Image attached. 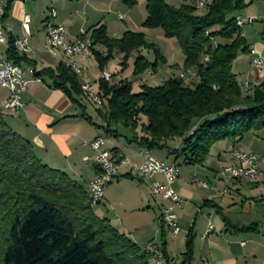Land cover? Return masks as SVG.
Listing matches in <instances>:
<instances>
[{
    "label": "trees",
    "instance_id": "trees-1",
    "mask_svg": "<svg viewBox=\"0 0 264 264\" xmlns=\"http://www.w3.org/2000/svg\"><path fill=\"white\" fill-rule=\"evenodd\" d=\"M12 1H8L4 21ZM196 1L182 0V5L175 7L167 0H146L143 27L161 29L166 39L176 40L184 56L183 71L193 70L197 80L187 83L175 76L157 87L142 84L138 93L130 81L112 84V80H99L97 93L102 105L93 107L103 122L100 128L106 133H135L141 129L139 144L149 152L167 149L169 141L180 140L182 149L171 155H177V160L182 159L185 165L204 166L217 143H239L247 134L264 130V81L248 93L232 70L234 61L248 52V46L237 18L230 15L248 5L243 0H210L208 9H199ZM124 3L134 4L135 0ZM87 33L100 72L104 73L116 53L123 55L122 72L137 54L132 73L136 78L148 72L157 75L160 66L167 64L158 46L148 43L143 33L127 31L120 38H112L105 25ZM14 42L13 38L8 40L7 59L35 69L34 60L17 53ZM143 51H152L155 62L146 59ZM35 77L49 78L55 89L75 103L84 97L78 75L65 64L55 70L35 72ZM7 118L0 107V264L154 261L146 248L139 247L108 219L96 214L87 185L43 164L35 155L33 144L14 132ZM224 222L228 228H236L226 217ZM165 233L164 264L169 262ZM194 239L190 230L181 264L193 261Z\"/></svg>",
    "mask_w": 264,
    "mask_h": 264
},
{
    "label": "crops",
    "instance_id": "crops-1",
    "mask_svg": "<svg viewBox=\"0 0 264 264\" xmlns=\"http://www.w3.org/2000/svg\"><path fill=\"white\" fill-rule=\"evenodd\" d=\"M125 1L81 0L72 3L68 0H14L4 21L6 36L8 40L23 38V18L26 14L30 15L29 41L36 53L32 58L36 63L34 70L36 73L44 69L55 70L64 61L52 57L44 50L45 22L52 8L57 11L54 22L66 28L69 41L76 40L81 32H89L92 28L101 25H105L107 30L111 26L114 33L110 37L120 38L130 30L127 29L129 27L119 31L120 29L115 28L104 14L119 4L122 7L134 6L131 3L125 4ZM145 1L138 0L139 3ZM243 1L248 6L230 17L254 18V23L241 27V35L247 43L248 52L238 56L232 65V70L241 87L249 82L254 88L264 81V76L254 73L251 67L253 59L259 54H264V0ZM120 16L125 17V15H118L119 20L125 21L120 19ZM159 36L162 37V34ZM175 41L164 38V42L169 43L176 52L178 48ZM7 49L8 44L0 45L2 54L5 55ZM96 49L106 52L102 47ZM142 53L144 54V51ZM136 56L137 54H134L128 63L127 71L131 70V73ZM119 58L122 61L123 55ZM165 59L167 64L163 65L162 70L174 73L172 77L178 76L183 71L184 59L180 65H172L166 57ZM73 61L83 71V75L79 78L80 84L83 79H90L94 83L99 81L103 72L99 71L98 65L97 72H94L85 62L83 64L78 61L79 64ZM113 61L104 72L117 75L116 78L120 81L128 79L127 71L122 72V62L117 66L112 64ZM23 68L27 69L29 66L24 65ZM25 78L28 81V89L23 95L25 109L8 117L6 121L14 132L33 144L34 153L43 164L68 174L79 184L87 185L96 177L98 169L93 163L84 162L83 158L94 154L88 144L98 136L111 138L110 144L105 149L111 151L113 156H123L129 160L130 165L120 168L117 180H122L105 191L104 206L105 204L110 208L115 206V209L119 206L117 208L121 207L124 212L120 220L108 218L111 224L114 222L119 226L121 231H118L127 235L142 249L158 244L157 238L160 237L161 243L158 245L162 248V234L165 231L166 250L169 255V262L165 264H181L190 230L195 235L194 258L190 264H264V180L255 183L247 179L234 181L221 175L225 166L235 163L232 157L234 150L262 158L260 168L264 171V130L247 134L239 143L231 141L217 143L212 147L204 166L185 164L183 166L182 159L177 160V155H171L173 151L182 149L180 140L169 141L167 149L150 151L153 157L169 165H176L180 170V176L173 188L185 204L176 211L181 233L174 238L165 228L162 229L159 217L165 202L152 195L153 180L142 181L136 177L133 170V166H140L143 161L140 156L142 147L139 144L142 137L141 129L135 133L119 130L117 133L108 134L100 128L102 125L95 121L94 116L102 122L94 107L90 108L94 113L92 115L85 106L84 99H90L86 94L83 93L85 98H78L80 102L78 104L62 91L55 89L49 78H36L28 73ZM142 84L148 85V81L141 80L139 87ZM8 98L9 92L0 89V107L3 111ZM86 118H90L91 121H87ZM143 123H146V119ZM194 178L206 182L207 187L194 183ZM155 180L165 181L162 175H157ZM127 181L132 186L122 193L119 188ZM226 190L228 193L225 194ZM156 209L159 213L154 216L153 212ZM224 217L236 228H228ZM211 225L213 229H210ZM239 228L250 230L239 231ZM153 263L156 264L155 261H151V264Z\"/></svg>",
    "mask_w": 264,
    "mask_h": 264
},
{
    "label": "built area",
    "instance_id": "built-area-1",
    "mask_svg": "<svg viewBox=\"0 0 264 264\" xmlns=\"http://www.w3.org/2000/svg\"><path fill=\"white\" fill-rule=\"evenodd\" d=\"M9 0H0V45L8 44V37L6 36V29L4 25V17L6 15V7ZM195 5H199V0ZM209 6H206L208 9ZM57 18V11L51 9L49 17L45 22V28H50L52 38H55L60 43L61 49L65 54H85L93 53L92 41L89 39L88 33L83 31L80 36L74 40L69 41L67 39L68 32L63 25L56 24L54 20ZM120 19L124 20V16H120ZM246 25L254 23V18H242ZM31 17L26 14L23 18L22 28L24 31V37L21 39H15L14 48L20 55H26L31 58L36 56L35 50L30 44L31 37ZM44 50L47 51V47L44 44ZM252 71L260 76H264V54L256 56L251 64ZM75 73L83 75L82 69L74 63ZM193 71V70H190ZM26 73L35 76V70L31 67L24 69L22 66L15 64L7 59V57L0 52V89L7 90L9 92V98L4 106H7L6 117H11L25 109L26 104L23 101V95L28 89V81L25 78ZM112 74L107 73V79H99L102 81H111ZM184 79L187 83H193L197 80L187 79L186 74L178 76ZM99 82V81H98ZM98 82L94 83L90 79H83V84L92 89L93 92L99 91ZM248 93L251 92L252 86L247 82ZM102 108V107H101ZM193 134V131L192 133ZM111 138L108 136H98L89 143V147L94 152L92 156H86L83 161L86 163H93L98 169L96 177L91 180L87 187L91 193V200L94 207L103 205L105 203V191L109 185H111L119 176L120 168L125 165H130L128 159L123 156H113L112 152L105 148L110 144ZM140 156L143 161L140 166H133V170L136 177L142 181H152V195L156 198H160L165 202L162 206L160 214V222L164 228L176 238L181 229L178 223L177 209L182 208L185 201L175 191L173 185L176 183L180 176L179 167L176 165H169L166 162L160 161L153 157L151 153L141 148ZM232 157L235 161L234 164L226 166L221 172L222 176H225L231 180L238 181L247 179L252 183H255V179L264 178V171L260 168L263 159L259 156L251 153H244L238 150L232 152ZM157 175H162L165 179L164 182L155 180ZM193 182L206 188L207 183L193 179ZM228 193L227 190L224 192ZM213 229V226H210ZM156 264H164V253L162 248L158 244L149 245L146 248Z\"/></svg>",
    "mask_w": 264,
    "mask_h": 264
},
{
    "label": "rangeland",
    "instance_id": "rangeland-1",
    "mask_svg": "<svg viewBox=\"0 0 264 264\" xmlns=\"http://www.w3.org/2000/svg\"><path fill=\"white\" fill-rule=\"evenodd\" d=\"M167 2L170 5L175 6V7H179L183 3L182 0H167ZM125 4H127V3H125ZM132 5H134V6L122 7V5L119 4L117 7H115L110 12H106L104 14V17L106 19H108L109 21H111V23L113 24V26H115V28H117L118 30L120 29L119 31H124L127 27H129V28H127V29H130L128 31L133 30L136 33H143L145 35L148 43H153L156 46H158L162 55L165 56L172 65H176V64L180 65L184 59V56L181 53L177 42L175 41L178 49L175 52L169 43L164 42L165 37H164L163 31L161 29L149 30V29H146L143 27V23L147 19L146 1L143 3H139L138 0H135V3ZM201 13L202 12L200 11L199 14H201ZM120 14L125 15V17H126L125 21L119 20L118 15H120ZM107 32H108L109 36H112L114 33V30L110 26V28L107 30ZM159 34H162V37H160ZM120 55H121L120 53L115 54L114 61L112 63L113 65H117V66L120 65V63L122 62V61H120V58H119ZM144 56L150 62H152V63L155 62V54L152 51H144ZM73 60H75V62L81 61V62H83V64L85 62L88 65V67L90 68V70H92L94 72H97V70H98L97 69V63L92 56H90V57H79L78 59L75 57V58H72V62H74ZM162 69H163V65L160 66L159 73L157 75L154 73L148 72V73H145L143 76H140L139 78L133 77L131 70L127 71L128 69H126L124 72L127 71L126 76L128 77V79L126 78L125 80L132 82L134 84V87H135L134 91L138 93L140 91V87L138 84L141 82V80L144 79V80L148 81V85H150L151 87H157V86L162 85L164 82L168 81L172 77V75L174 74V73H171L167 70H162ZM111 70H113V69H111ZM168 70H170V69H168ZM182 72H184V71H182ZM106 73H109V72H106ZM181 73H179V74H181ZM179 74H178V76H179ZM78 77L80 78V76H78ZM116 77H117V75L112 76V79H111L112 84L119 83L120 79H117ZM147 78H149V80ZM100 79H101V76H100ZM82 83H83V80H82ZM84 103H85V106L88 108L89 113L92 115L94 114L92 109H90V108H93L92 106H94L96 108H100V106L95 105L90 99H87V98H86V100L84 99ZM94 117H95V121L99 125H102V122L99 119H97L96 116H94ZM143 120L144 119H142L141 121L143 122ZM181 165H183L182 162H181ZM227 166H229V165H227ZM121 180L122 179H119V180L116 179V181L113 182L111 185H109L107 188H109L111 186H116L118 184V182H120ZM262 180H264V178ZM130 186H132L131 183H129V181H127L125 184H121L119 191L124 193L126 190H129ZM114 207H111L112 208V210H111V208L107 204H105V206L99 205L98 207L95 208V211L98 215H100L102 217H106L107 219L109 217H111V219H115V218L119 219V220L122 219L124 216L123 210L121 209V207L118 209L117 207H119V206H117L116 209ZM156 213L157 214L159 213L158 209H156V211L153 212L154 216L156 215ZM112 224L111 225L115 229L120 230L119 226L116 223L113 222ZM120 233H122V232H120ZM160 240H161V237L157 238V241L159 243H161Z\"/></svg>",
    "mask_w": 264,
    "mask_h": 264
},
{
    "label": "bare ground",
    "instance_id": "bare-ground-1",
    "mask_svg": "<svg viewBox=\"0 0 264 264\" xmlns=\"http://www.w3.org/2000/svg\"><path fill=\"white\" fill-rule=\"evenodd\" d=\"M209 3H210V0H199V5H197V8L205 9ZM236 23H237V26L239 28H241L243 25H245V22H243V19H236ZM44 44L47 47V51L50 52V55L52 57L60 58L61 60H63L64 61L63 64H65L67 67L72 69L73 72H75L74 63L71 61V59L73 57H90V56H92V53H89L86 56H85V54H73V56L69 55V54H65L63 49H61L60 43L57 42L55 38H52V33H51L50 28H45ZM183 74H186V72H182L181 74H179V76L183 75ZM78 76H80V75H78ZM194 78H196V73L194 71H187V79H194ZM101 79H107V73L106 72L101 74ZM81 89L84 92V94H86L95 105H97V106L102 105V102H101L100 97L98 96V93L96 94V92H93L92 89H88V87L85 86L83 83H82ZM244 90L248 91L247 83L244 84ZM3 113H4V115H7V106L4 107ZM190 133H192V131ZM262 179L263 178H257V179H255V182L260 181ZM87 189L89 191V187H87ZM89 195L91 198L90 191H89Z\"/></svg>",
    "mask_w": 264,
    "mask_h": 264
}]
</instances>
